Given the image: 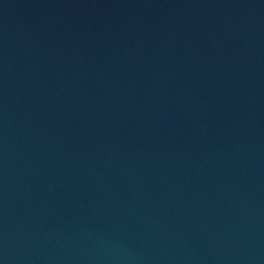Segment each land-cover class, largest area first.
Listing matches in <instances>:
<instances>
[{"label":"water","instance_id":"obj_1","mask_svg":"<svg viewBox=\"0 0 264 264\" xmlns=\"http://www.w3.org/2000/svg\"><path fill=\"white\" fill-rule=\"evenodd\" d=\"M0 264H264V0H83L1 57Z\"/></svg>","mask_w":264,"mask_h":264}]
</instances>
